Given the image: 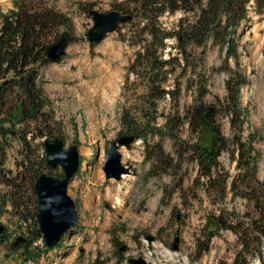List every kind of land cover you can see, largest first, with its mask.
I'll use <instances>...</instances> for the list:
<instances>
[{
    "label": "rangeland",
    "instance_id": "obj_1",
    "mask_svg": "<svg viewBox=\"0 0 264 264\" xmlns=\"http://www.w3.org/2000/svg\"><path fill=\"white\" fill-rule=\"evenodd\" d=\"M54 1L71 17L72 35L78 40L67 45L59 62L41 69V80L52 100L58 138L63 140L64 149L74 144L79 147L82 163L68 186L79 221L50 250L45 248L44 239L31 235L38 197L35 188L32 190L33 176L29 174L25 185L28 212L14 205L15 186L8 183L19 182L23 173L21 144L14 141L7 149L1 174L4 182H0V225L5 226L9 235L7 242L0 245V264H131L132 257H142L148 264L232 263L239 249L236 234L222 230L206 245L205 226L209 215L218 212V208L237 207L242 212L246 203L241 198L233 200L229 194L224 204H214L198 180L197 163L181 159L168 135L144 133L135 137L130 148L121 146L122 163L131 171L120 180L106 176L105 159L113 142L121 136H135L122 119L124 105H128L126 110L131 117L141 116L140 100L127 102L126 95L131 91L124 90L127 67L137 48L123 42L118 30L108 33L98 44H91L86 34L93 26L91 9L109 12L114 10V4L124 0ZM12 7V0H0V24L1 13ZM181 16V12L166 14L161 20L171 27ZM125 30L123 27L122 32ZM238 41L239 64L231 59L230 66H238L249 80L241 89V104L248 112L245 136L249 131L258 135V177L264 180V13L251 8L250 20L243 21L239 29ZM202 50L203 47L195 48L197 52ZM225 56V49L208 42L203 66L197 68L201 75L189 70L180 78V111L182 115L187 110L200 114L206 129L203 133H209V122V126H220L221 132L230 138L231 123L222 103L227 92V74L222 69ZM203 90L207 91L201 95ZM172 106L167 98L159 104V111L168 114ZM164 123L165 118L159 116L157 125L162 128ZM179 134L189 143H194L199 135L188 124L181 127ZM44 138L47 137L33 139L32 133L28 134L35 144L38 162L46 155ZM219 160L231 174L237 172L230 152H223ZM49 171L64 174L61 166L51 168L43 164L42 172ZM22 219L27 222H21ZM18 236L31 243L14 251L10 243ZM176 243L178 248L174 249ZM23 250L36 252L37 256L27 259ZM250 264H264V246L263 260L256 256Z\"/></svg>",
    "mask_w": 264,
    "mask_h": 264
},
{
    "label": "trees",
    "instance_id": "obj_2",
    "mask_svg": "<svg viewBox=\"0 0 264 264\" xmlns=\"http://www.w3.org/2000/svg\"><path fill=\"white\" fill-rule=\"evenodd\" d=\"M12 2L13 7L1 13L0 24V182H4L1 174L7 149L18 141L21 144L22 178L8 184L15 186L14 205L24 207L23 211L28 212L25 186L28 175L37 180L43 173V164L46 165L44 154L42 160L37 161L35 144L28 139V134L32 133L33 139L60 137L52 100L42 86L41 69L51 63L47 50L60 35L66 36L68 44L78 38L72 35L71 17L61 11L54 0ZM251 8L256 13H264V0H124L114 4V9L132 15L118 31L123 42L137 48L127 67L124 90L131 91L126 95L127 102L140 100L141 116L131 117L125 104L124 124L136 138L148 133L168 135L181 159L189 158L197 163L198 180L214 204H224L229 194L233 200L241 198L246 203L242 212L237 207L231 210L225 206L218 208V212L209 215L205 226L206 245L222 230L236 234L239 249L229 264H250L251 258L256 256L263 260L264 180L258 177L259 152L255 146L258 135L249 131L245 136L248 112L241 104V89L249 80L238 66H230L231 59L239 64V29L243 21L250 20ZM178 12L182 16L177 22L171 27L164 25L163 16ZM123 27L126 28L124 32ZM209 41L226 51L222 69L227 74V92L222 103L231 123L233 135L230 138L221 132L220 126H209V122L206 125L210 128L209 133H203L206 129L200 114L187 110L182 115L180 111V78L189 70L198 77L201 75L197 68L203 66ZM197 47H203V50L197 52ZM206 91L203 90L201 95ZM167 98L173 102V108L168 114H162L159 104ZM159 116L165 118L162 128L157 125ZM185 124L199 133L194 143L181 139L179 132ZM225 151L230 152L236 162L235 174L226 170L219 160ZM48 173L64 176L52 171ZM37 214H33L35 229L31 235L43 239ZM8 238L7 233L0 235V245ZM10 247L18 250L13 242ZM23 253L27 259L37 256L36 252L23 250Z\"/></svg>",
    "mask_w": 264,
    "mask_h": 264
},
{
    "label": "water",
    "instance_id": "obj_3",
    "mask_svg": "<svg viewBox=\"0 0 264 264\" xmlns=\"http://www.w3.org/2000/svg\"><path fill=\"white\" fill-rule=\"evenodd\" d=\"M90 14L93 18V26L86 34L87 40L93 43L102 42L108 33L117 31L119 29V25L125 22H128L132 19V15L129 13H123L119 10H111L109 12H101L96 9H91ZM68 45V41L65 35H60L53 44L47 50V57L51 61V63L59 62L62 57L66 53V48ZM135 136L127 135L121 136L117 140H115L112 144L111 149L107 152V156L105 159V167L104 171L106 173L107 178H114L116 180H120L124 174L130 173V167L125 166L122 163V154L120 152V147L125 146L130 148L131 144L134 142ZM44 145L46 149V163L51 168H56L61 166L64 170L63 177H57L51 174L42 173L37 180L35 181L34 188L38 197V214H37V222L39 224L40 231L43 235L44 242L48 248L56 247L59 242L62 240L63 236L66 235L70 230L74 229L79 221V215L76 208V203L73 198L68 193V186L70 181L74 178L77 171L81 166V156L78 144L72 145L69 149H64V142L60 138H45ZM44 181L42 183L41 181ZM50 182V183H47ZM40 183V185H39ZM51 183H59L61 186L58 188ZM42 191H41V190ZM42 196L45 197V202L43 203ZM56 199L57 205L53 206L54 215L56 211H59L60 215L72 214L71 221L60 231H58L55 235H53L48 243L47 235L43 231V226L40 221V217L43 216V209H47V203ZM46 204V206H44ZM49 205V206H52ZM43 206V207H42ZM46 228V227H45ZM47 229V228H46ZM5 226L0 225V235L4 236ZM31 241L24 237L18 236L14 241L15 247L25 248L30 245ZM174 249L178 248V244L176 243L173 246ZM131 264H148L147 261L142 258L132 257L129 259Z\"/></svg>",
    "mask_w": 264,
    "mask_h": 264
},
{
    "label": "bare ground",
    "instance_id": "obj_4",
    "mask_svg": "<svg viewBox=\"0 0 264 264\" xmlns=\"http://www.w3.org/2000/svg\"><path fill=\"white\" fill-rule=\"evenodd\" d=\"M44 181L45 180L43 179V181H41V182L44 183ZM46 181H45V183H46ZM47 183H50V182H47ZM39 185H40V183H39ZM51 185H54L58 188L61 186L59 183H55V184L51 183ZM42 198H44L43 199V203H44L46 201L45 197L42 196ZM55 202H56V199L54 200L53 204H52V201H49L47 203V206L45 204L44 206H46L47 209L46 208L43 209V216L40 217V221H41L42 226H43V231L47 235L48 243H49L50 238L53 235H55L58 231L62 230L71 221V218H72L71 217L72 214L70 212H68L69 214H67V215H65L64 213H63V215H60L59 211H56V214L54 215V210H56V209L51 210V208L53 206L57 205V203H55ZM48 204L49 205L52 204V206H49Z\"/></svg>",
    "mask_w": 264,
    "mask_h": 264
},
{
    "label": "built area",
    "instance_id": "obj_5",
    "mask_svg": "<svg viewBox=\"0 0 264 264\" xmlns=\"http://www.w3.org/2000/svg\"><path fill=\"white\" fill-rule=\"evenodd\" d=\"M22 222H23V223H26L27 221L24 220V221H22Z\"/></svg>",
    "mask_w": 264,
    "mask_h": 264
}]
</instances>
